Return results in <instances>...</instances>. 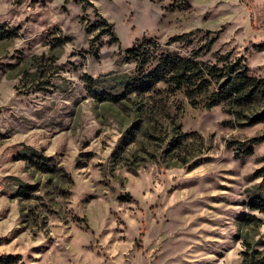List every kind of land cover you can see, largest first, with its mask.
<instances>
[{"label": "rangeland", "instance_id": "1", "mask_svg": "<svg viewBox=\"0 0 264 264\" xmlns=\"http://www.w3.org/2000/svg\"><path fill=\"white\" fill-rule=\"evenodd\" d=\"M90 2L0 0V257L242 264L247 246L264 251L250 208L264 195V122L250 124L264 101L208 109L164 82L133 89L128 53L157 43L144 70L161 53L219 67L230 55L264 78V0Z\"/></svg>", "mask_w": 264, "mask_h": 264}, {"label": "trees", "instance_id": "2", "mask_svg": "<svg viewBox=\"0 0 264 264\" xmlns=\"http://www.w3.org/2000/svg\"><path fill=\"white\" fill-rule=\"evenodd\" d=\"M82 5L83 10L92 5L90 0H76ZM107 26V33L112 36L114 42L118 41L115 36L114 28L104 20ZM9 34L3 27H0V38ZM188 34L172 38V42L187 40ZM215 39L212 38L206 48L209 51ZM158 47L156 42L141 44L139 47L128 50V53L136 63L139 64V77L135 78L133 89H139L143 92H149L159 83L167 84L171 92L184 90L192 106L197 107L199 100L204 98L205 106L208 109L220 106L222 104L232 106L238 109H247L258 102L264 101V78H257L250 75V68L244 64L243 59L231 60L230 55L220 56L218 62L222 66L206 64L198 60L201 52H194L189 57L180 54L161 53L158 56L155 65L144 70L150 59V47ZM89 82L92 79L87 77ZM94 87V86H92ZM264 122V103L260 112L254 114L250 124ZM262 139L252 140L253 145L247 147L245 154L254 153V145ZM179 141V140H177ZM258 177L264 178V168L257 172ZM250 208L253 211L264 213V195L252 197ZM244 220H249L244 218ZM84 221V220H83ZM242 264H264V251H260L251 245L247 246L242 253ZM19 257L2 256L0 264H17Z\"/></svg>", "mask_w": 264, "mask_h": 264}]
</instances>
